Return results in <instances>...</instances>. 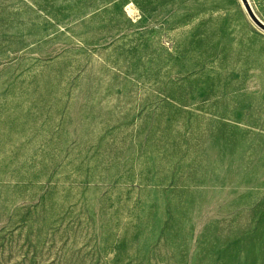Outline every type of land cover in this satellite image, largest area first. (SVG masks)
<instances>
[{
    "label": "rangeland",
    "instance_id": "374dc122",
    "mask_svg": "<svg viewBox=\"0 0 264 264\" xmlns=\"http://www.w3.org/2000/svg\"><path fill=\"white\" fill-rule=\"evenodd\" d=\"M0 264H264L240 0H0Z\"/></svg>",
    "mask_w": 264,
    "mask_h": 264
},
{
    "label": "water",
    "instance_id": "95a60500",
    "mask_svg": "<svg viewBox=\"0 0 264 264\" xmlns=\"http://www.w3.org/2000/svg\"><path fill=\"white\" fill-rule=\"evenodd\" d=\"M242 6L244 7L247 15L249 16V18L252 20V22L258 26L261 30L264 31V22L261 21L256 14L254 13L250 3L248 0H240Z\"/></svg>",
    "mask_w": 264,
    "mask_h": 264
}]
</instances>
